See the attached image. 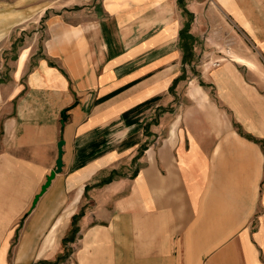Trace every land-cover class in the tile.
Instances as JSON below:
<instances>
[{
  "label": "crops",
  "instance_id": "1",
  "mask_svg": "<svg viewBox=\"0 0 264 264\" xmlns=\"http://www.w3.org/2000/svg\"><path fill=\"white\" fill-rule=\"evenodd\" d=\"M47 11L0 64V264H264V0Z\"/></svg>",
  "mask_w": 264,
  "mask_h": 264
},
{
  "label": "rangeland",
  "instance_id": "2",
  "mask_svg": "<svg viewBox=\"0 0 264 264\" xmlns=\"http://www.w3.org/2000/svg\"><path fill=\"white\" fill-rule=\"evenodd\" d=\"M88 1L90 0H0V64H5L9 70L13 67L14 55L22 48L20 40L27 44L33 43L37 38L34 46L39 45L38 42L44 37V21L41 16L45 14V9H49L46 15L60 9L79 10ZM64 251L62 248L61 253ZM55 259L56 255L47 258L50 261Z\"/></svg>",
  "mask_w": 264,
  "mask_h": 264
},
{
  "label": "built area",
  "instance_id": "3",
  "mask_svg": "<svg viewBox=\"0 0 264 264\" xmlns=\"http://www.w3.org/2000/svg\"><path fill=\"white\" fill-rule=\"evenodd\" d=\"M230 45H231V40L225 41L223 49H219L218 47H216L215 49L220 51L221 56L215 58H212L210 56L203 57L201 61L202 66H204L207 69L209 67L219 66L224 60L231 59L232 56L229 51Z\"/></svg>",
  "mask_w": 264,
  "mask_h": 264
},
{
  "label": "water",
  "instance_id": "4",
  "mask_svg": "<svg viewBox=\"0 0 264 264\" xmlns=\"http://www.w3.org/2000/svg\"><path fill=\"white\" fill-rule=\"evenodd\" d=\"M62 144L63 140H60L58 142V155L55 162V169L51 170L50 173L46 177V181L41 186L40 191L35 195L33 204L37 201L38 197L45 191L47 186L50 184L51 179L54 177V175L61 170L62 167Z\"/></svg>",
  "mask_w": 264,
  "mask_h": 264
},
{
  "label": "trees",
  "instance_id": "5",
  "mask_svg": "<svg viewBox=\"0 0 264 264\" xmlns=\"http://www.w3.org/2000/svg\"><path fill=\"white\" fill-rule=\"evenodd\" d=\"M187 27L182 29L180 31V35L181 37H183L185 40L183 42V46L186 49V52L190 51V43H189V39H190V35L187 33ZM81 215V212L78 213L77 215H75L74 219H73V232L70 236L65 238L66 242H72L75 238V235H73V233L75 234L76 230H77V217H79ZM65 243V242H64ZM67 251L65 252V254L62 256V258H64V256L66 257Z\"/></svg>",
  "mask_w": 264,
  "mask_h": 264
},
{
  "label": "bare ground",
  "instance_id": "6",
  "mask_svg": "<svg viewBox=\"0 0 264 264\" xmlns=\"http://www.w3.org/2000/svg\"><path fill=\"white\" fill-rule=\"evenodd\" d=\"M244 63V62H243Z\"/></svg>",
  "mask_w": 264,
  "mask_h": 264
}]
</instances>
